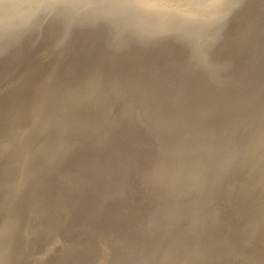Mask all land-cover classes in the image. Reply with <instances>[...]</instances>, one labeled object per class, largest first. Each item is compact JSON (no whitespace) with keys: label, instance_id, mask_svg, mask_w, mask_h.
I'll return each mask as SVG.
<instances>
[{"label":"water","instance_id":"water-1","mask_svg":"<svg viewBox=\"0 0 264 264\" xmlns=\"http://www.w3.org/2000/svg\"><path fill=\"white\" fill-rule=\"evenodd\" d=\"M0 264H264V0H0Z\"/></svg>","mask_w":264,"mask_h":264}]
</instances>
